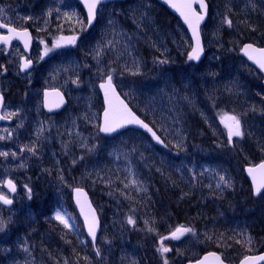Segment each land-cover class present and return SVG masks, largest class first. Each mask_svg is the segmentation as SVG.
Returning a JSON list of instances; mask_svg holds the SVG:
<instances>
[{
    "label": "rangeland",
    "instance_id": "obj_1",
    "mask_svg": "<svg viewBox=\"0 0 264 264\" xmlns=\"http://www.w3.org/2000/svg\"><path fill=\"white\" fill-rule=\"evenodd\" d=\"M208 2L209 18L201 29L205 60L197 65L189 61L185 74L179 69L170 73L164 67L152 64L155 71L150 78H135L133 73L142 72L147 65L145 53L137 50L138 41L153 48L163 59L173 60L188 57L192 44L179 21L167 30L157 24L153 13L157 5L152 0L102 6L95 26L88 32L85 31L84 11L75 0H0V9H3L0 17L14 26L30 28L34 34V46L28 55L34 67L29 71L22 70L21 58L25 53L20 45L0 48V93L11 91L12 95L9 96L11 101L4 105L3 115L13 119L12 124L0 125V152L8 153L7 156L0 155V194L14 201L11 208L0 205V219L6 223L5 230L0 232V264L79 263L74 254L63 253L66 249L82 247L83 243L78 225L73 220L77 219L83 230L81 222L76 212L66 208L68 194L71 195L77 186L88 191L102 220L98 241H101L98 249L102 257L98 264H150L152 261L163 264L167 253L162 255L157 250L161 246L177 253L172 258L167 257L169 263L183 264L179 254L198 255L205 241L202 231L212 226L221 234L229 233V243L223 245L220 240L222 246L232 252L239 251V244L230 242L229 236L234 234V237L246 239V230L255 229L259 217L264 219V195L251 199L249 207L244 210L234 206L239 214L237 218L227 220L216 200L222 199L230 187L221 181L222 175L209 171L200 162L222 158L198 150L183 160L184 152L178 143L183 138L178 139L177 124L169 119L173 116V102L176 104L175 95L179 92L183 99L196 105L202 118L212 122V133L219 142L232 148L233 155L229 153L224 159L228 160L225 161L228 174L234 162L237 168L242 166L244 159L247 163H255L250 151L256 152L260 158L257 162L264 160V117L260 114L264 112L261 108L264 87L258 72L238 54L243 44L241 40L247 36L241 30L244 18L253 11L262 10L261 0ZM226 18L232 21L231 26L224 23ZM73 35L78 37L75 45L53 48L59 37ZM46 47L53 50L44 55ZM108 73L125 99L155 122L161 136L175 147L174 151L167 152L170 155L149 143L137 131L127 139L116 136L109 141L99 134L103 106L98 83ZM15 83L18 86L25 83L26 87L13 89ZM45 87H57L64 92L69 104L63 111L51 115L44 112L42 91ZM13 95L16 96L14 99ZM209 96L215 98L213 102L222 110L214 118L210 116L213 114L211 106L206 103ZM225 113L240 119L244 133L242 137H234L232 144L228 143L227 129L221 123V116ZM131 139L136 156L143 154L146 161L159 163L163 168L167 163L164 175L168 185L177 187L175 182L179 185L181 179L187 183L188 189H193L196 184L192 180L188 182L187 178H194L197 182L195 189L200 193L196 200H201L205 207L211 205V214H201L195 223V218L191 217L193 222H190L186 217H190L191 212L197 217L198 210H188L186 217L180 210L179 217L187 222L186 225L173 213H161L152 217L157 222L166 221L159 233L151 226L157 228L153 220L146 217L133 198L113 194L111 188L104 190L100 184L111 181L113 176V181L133 184L132 187L139 184V179H144L140 177V167L136 171L135 161H130L128 142L132 145ZM247 163H243V168ZM8 180L16 185V193L6 190ZM233 184L242 188L244 183L235 180ZM25 185L31 189L30 199ZM137 191L142 193L144 188L141 186ZM118 200L126 205L121 211L114 206ZM244 201L241 198L240 203ZM58 211L69 219L70 229L55 219ZM120 215H128L125 223ZM168 216L173 219L168 221ZM129 217L135 221L134 225L128 223ZM193 223L202 231L197 232ZM130 225L137 233L131 231ZM180 226L191 228L193 232L186 233L179 240L161 241V237H170ZM143 232L149 235L143 236ZM261 249H264V238L258 240L256 250L251 253L263 251ZM245 255L248 254L236 260ZM81 257L80 262L91 263L89 252Z\"/></svg>",
    "mask_w": 264,
    "mask_h": 264
},
{
    "label": "trees",
    "instance_id": "obj_2",
    "mask_svg": "<svg viewBox=\"0 0 264 264\" xmlns=\"http://www.w3.org/2000/svg\"><path fill=\"white\" fill-rule=\"evenodd\" d=\"M132 1V0H127V2ZM157 6L156 9L153 10L155 19L157 24L163 28L164 30L170 29L172 24L178 21L175 16H173L163 5L159 4L155 0H152ZM262 10L259 9L257 11H253L251 14L246 15L244 18V24L241 28L244 33L247 34L244 38H242V43L245 42H253L256 43L260 46H264V6L261 2ZM137 50H141L145 53V57L147 59V65H145L143 68L144 70L142 72H138L137 74L134 75L135 78H143V77H148L150 78L154 73L155 70H152V64H155L157 67H164L168 72L174 73L175 70H180L182 73H186L185 69L187 67V64H189V60L187 57H179L176 60L173 59H163L153 48H147L145 45H143L141 42H137ZM160 61H167L166 63H160ZM175 68V69H174ZM257 74V73H256ZM257 76L261 78L260 74L258 73ZM26 87V84L24 83V86H18L15 84L13 86V89H18V88H24ZM6 99L7 101L9 100V96L11 95V91L6 92ZM208 95V94H207ZM13 95V99H14ZM18 98L20 96H17ZM175 100H177L176 104L174 103V108H173V116L170 119L171 123H176L177 126L176 131L178 135V139L183 138L182 140H178V143L181 144V148L184 152V155L181 157L183 160L187 155L190 153L196 152V151H204L208 155H220L222 160L216 159L213 162H209L207 160H201V165L206 167L209 171L215 172L217 171V175H222L227 178V180L230 182L231 187L230 190L227 189L225 190L224 196L220 200H216L217 202L220 203L221 205V212L226 214L227 220L228 219H234L237 218V215L239 214L238 208L240 207L241 209L244 210L245 207H249L247 205H250L251 199H256L252 196L251 189L249 186V183L247 182L246 178L244 177V172H243V163H247V160L244 159L245 162H242L241 167H235L236 163L234 162V165H231V172L229 171V174L226 172L225 168V158L228 157L229 153L233 155L232 148H227L226 145L223 143H220L219 140L214 136L212 133L213 129L210 125V123L201 117L200 113L196 110V105L193 102H188L187 100L183 99L181 94L179 92L176 93L175 95ZM11 101V100H9ZM8 101V102H9ZM206 101V100H205ZM214 100L212 99L211 96L208 97L206 103L208 106H211V109L213 110V114L210 115L211 118L216 117L217 113H221L222 110L218 109L216 106ZM264 110V105L261 106ZM136 112H138L139 115H141L160 135L161 132L159 131L157 125L155 122H152L149 120L147 117L142 115L137 109H135ZM264 117V112L260 113ZM142 134L143 136L146 137L149 143L152 144V141L143 133L137 132ZM135 134V131L133 130H126L121 132L118 136H121L123 139H127L129 137H132ZM116 137V136H115ZM113 137V138H115ZM111 140V138H109ZM109 139H107L109 141ZM167 144V148L164 149L166 154L170 155L169 152L171 149L172 151L175 150V147H172L170 142L166 140L165 137H163ZM261 143L263 140H260ZM132 142V139H131ZM168 142V143H167ZM254 143L257 145V141L254 140ZM128 148H129V155L131 157L130 161H135L136 165L134 164V167L136 168V171L138 170V167L141 169L142 175L140 176L142 179H139V184L132 187L133 184H122L120 180L118 181H113L115 179V176L110 177L112 179L111 181L104 182L100 184L101 187H103L104 190L108 191V188H111L113 194H121L124 197L127 198H133V201L140 207V210L143 211L146 214V217L150 218L152 221V217H157L161 213H173L175 214L178 219L181 221V217L178 214L180 210H182V215L183 217L188 216V210L190 211H195L198 210L197 212V217H193V213H190V222H193L191 220L192 218H195V223L202 217L201 214H211L212 212V207L211 205H208V207L203 206V203L201 200H196L199 198V194L197 193L198 191L195 189L197 186V182L194 178L190 177L187 178V181L189 182L192 180L196 186L193 189H188L187 183H185L183 180L178 181L179 185L176 184L173 187L168 185L166 176L164 175V172L166 170L167 163L165 164V168H163L159 163H153L151 164L150 161H146L145 155L141 156H136V150L130 142H128ZM175 146V145H174ZM171 147V148H170ZM192 149V150H191ZM131 150V151H130ZM251 152V159L254 162H257L260 158L257 157L256 152ZM239 156V155H238ZM240 157V156H239ZM168 158V157H167ZM179 158V157H177ZM105 164L107 161H104ZM161 163H163L161 161ZM169 163V162H168ZM138 165V166H137ZM107 169V168H106ZM107 172H110V170L107 169ZM233 174V175H232ZM229 178V179H228ZM173 179V178H172ZM235 180H240V183L243 184L242 188H236V186L233 184ZM186 184V185H185ZM144 188V191L140 193L137 191L140 187ZM236 188V189H234ZM181 193V194H180ZM181 196V197H180ZM241 198H244L245 201L243 203H240ZM196 202H194L195 200ZM224 200V203L222 202ZM194 200V201H193ZM125 204L118 200L114 202V206H118L117 208L119 211H121L122 207ZM191 205V206H188ZM126 206V205H125ZM234 206H237L234 208ZM66 208L70 209V211L75 212L74 207L71 203V199L68 196V203ZM204 208V209H203ZM163 214V215H164ZM175 215L173 218H175ZM128 215H120L122 223H125L127 220ZM172 216H168L169 219L168 221L173 219ZM73 220V218H72ZM154 221L153 223L157 226H153L151 224L152 228H155V230L161 232V228L165 225L164 221ZM167 221V222H168ZM183 224L187 225L186 221H181ZM259 224H255V229L249 228L247 231V236L246 239H240L239 236L234 237V234H231L229 236V241L230 242H235L236 244H239L240 249L239 251H234L232 252L231 249L225 248L220 244V240H223V245L225 242L229 243L227 241V236L229 233H226V235L219 233L218 231H215V226H212L211 229L202 231L198 225L193 223L192 225H195L198 230L202 234L201 236L205 238V241L203 243V246L199 248V253H202L207 250H216L228 260V261H235L237 258L241 257L243 254L251 253L254 252L257 248V243L259 239L264 238V219L262 217L258 218ZM263 222V223H262ZM73 223H76L79 228V233L81 236V239L83 241L82 247H74L72 250L69 249V251L64 250L63 253L65 252L66 255H71L74 254L75 259L79 262L78 264H98L101 260H98L93 247L91 243L86 239L83 230L80 229V224L78 223L77 219L73 220ZM212 223V222H211ZM250 225V224H249ZM103 226V225H102ZM131 231L133 230L134 233H137L136 230L130 225ZM127 229V227H126ZM127 234L129 232V229L126 231ZM157 233V232H156ZM149 234L143 232V236H147ZM32 240H35V238H32ZM37 240V239H36ZM242 240L241 243H239ZM250 241V242H249ZM99 245H101V241L98 242ZM232 244V243H231ZM264 250V249H261ZM89 252L91 254V263L86 262L82 263L80 260L82 259L81 255L84 253ZM198 253V255H199ZM175 254L173 251L167 253V257H174ZM198 255H189L185 254L183 252L182 254H179V257H182V262L187 261L188 259H194ZM166 257V258H167ZM144 258V257H143ZM150 264H161L160 262H150ZM169 264H175V263H169Z\"/></svg>",
    "mask_w": 264,
    "mask_h": 264
},
{
    "label": "snow or ice",
    "instance_id": "obj_3",
    "mask_svg": "<svg viewBox=\"0 0 264 264\" xmlns=\"http://www.w3.org/2000/svg\"><path fill=\"white\" fill-rule=\"evenodd\" d=\"M84 7L87 9V26L90 27L96 19L97 11L99 6L104 2V0H82ZM195 4L199 5L200 11L197 12L196 8L193 6ZM171 7H173L180 16L184 19L185 23L188 25V28L191 30L192 39L194 44L191 45V51L187 53L189 60H199L203 53V46L200 39V24L205 19L207 15L208 5L205 0H175L171 2ZM3 12V9H0V13ZM51 14V10H49ZM67 16L68 14L65 13ZM83 24V21H78ZM224 23L228 26H231L232 21L230 19H225ZM0 28L8 29L9 35H0V43L9 44L13 38H18L24 41L25 48L28 47L30 43V33L27 29L23 31H18L16 28H9L8 24H0ZM77 36L73 35L70 37L61 36L53 44V48H60L67 45H75L77 42ZM52 48H45L44 55H47ZM242 51L248 55L250 60H253L261 70H264V47L257 48L253 44L244 45ZM167 61H160V63H166ZM31 60H26L23 64V68L27 69L31 65ZM136 74V73H133ZM113 77L111 73L107 74V79L104 83L100 84V88L104 90L105 97V108L102 116V124L99 126V131L105 134L116 133L121 129L126 128L127 126L136 125L147 132L151 133L152 137L158 142L163 143L160 140V137L156 135L151 127L148 124L144 123L143 120L137 116L131 108L122 100L116 92V88L112 83ZM3 97L0 96V103H2ZM64 103V99L61 93L58 91L53 92H44V105L50 110L52 108H59ZM221 123L224 124L227 129V139L228 143L232 144L234 137H242L244 135L242 131V125L240 119L235 115H229L225 113L221 116ZM29 151H35V149H28ZM0 155L7 156L8 153L0 152ZM248 173L252 177L253 182V192L255 195H264V162L260 163L256 167H249L247 169ZM221 181L228 187H231L230 182L225 179V177H220ZM7 187L10 192H16V185L11 181H7ZM28 193V198H31V189L27 185L24 186ZM76 202L80 207L81 214L84 217V224L87 228L89 236L92 238L93 243L96 239L97 229L99 227V221L96 216L95 209L92 208L91 202L87 200V194L82 188H76ZM0 201L5 205H11L13 201L8 199L7 196L0 195ZM55 219L64 225L65 228H71L72 225L61 212L55 213ZM129 224H135V221L129 217ZM6 228V223L3 219H0V232H3ZM152 231V229H149ZM193 232V229L186 228L183 226L177 227L170 237H161L163 242L166 239L179 240L186 233ZM250 242V241H249ZM162 255L171 251L168 247L161 246L157 249ZM99 254V250H97ZM209 258H212L211 260ZM257 261H264V255L245 257L241 264H256ZM163 264H169L167 258L163 259ZM196 264H224L223 260L216 253H209L208 256H205L202 260H197Z\"/></svg>",
    "mask_w": 264,
    "mask_h": 264
},
{
    "label": "water",
    "instance_id": "obj_4",
    "mask_svg": "<svg viewBox=\"0 0 264 264\" xmlns=\"http://www.w3.org/2000/svg\"><path fill=\"white\" fill-rule=\"evenodd\" d=\"M77 1L80 3V5L82 6V8L84 9V11H85V13H86V15H87V9L84 7V4H83L82 0H77ZM113 1H125V0H104V2H103L101 5L108 4V3L113 2ZM157 1L160 2L161 4H163V5H164V6H165V7H166V8H167V9H168L173 15H175V16L181 21L182 25H183V26L187 29V31H188L189 36H190L191 41H192V45H193V44H194V41H193V39H192V33H191V30L188 28V25L185 23L184 19L180 16V14H179V13H178L173 7H171V2H175V0H157ZM262 1L264 2V0H262ZM205 2L207 3L206 0H205ZM101 5H100V6H101ZM207 5H208V3H207ZM100 6H99V7H100ZM193 6L196 8V11H197V12L200 11V8H199V5H198V4H195V3H194ZM98 9H99V8H98ZM198 9H199V10H198ZM97 12H98V11H97ZM208 15H209V6H208V8H207V15H206L205 19H204V20L201 22V24H200V39H201V43H202V46H203V53H202L201 58H200L199 60H191V61H192L193 63H195V64H199V63H200L201 61H203L204 58L206 57V51H205L204 42H203V38H202V34H201V28H202V26L206 23V21H207V19H208ZM96 18H97V16H96ZM95 21H96V19H95ZM95 21L93 22V24H92L90 27L87 26V29L91 28V27L94 25ZM0 24H5V23H3V22L1 21V19H0ZM8 26H9V28H15V27L10 26V25H8ZM16 29H17V28H16ZM0 30H4V31H6V32H7L6 35H9L8 29H6V28H0ZM17 30H18V31H23L24 29H23V30H21V29H17ZM27 30H28V32L30 33V37H31V39H30V43H29V45H28L27 48H25V46H24V41L21 40V39H18V38H13V39L11 40V42H10L9 44H6V45H10L12 42H14V41H18V42H20V43L23 45L24 50H25L27 53H29L30 50H31V47H32L33 39H32L31 31H30L29 29H27ZM246 44H253V43H249V42H248V43L243 44L242 47H241V49H240V51H239V55L242 56V57H244V58L247 60V62H248L250 65H252L254 68H256L257 71L263 76L262 84L264 85V70H261V69L259 68V66H258L253 60H250L249 57H248V55H246L245 52L242 51L244 45H246ZM0 45H3V43H0ZM253 45H254L255 47H257V48H262V47H264V46H257V45H255V44H253ZM190 51H191V50H190ZM24 62H25V61H24ZM23 64H24V63H23ZM31 67H32V63H31V65H30L27 69H25V68H23V69H24V70H28V69H30ZM106 79H107V77H106L103 81H101V82L98 84V87H99V90H100V93H101V97H102V101H103V106H104V108H105V106H106V104H105V97H104V90L100 88V84H101V83H104V82L106 81ZM112 83H113V85L115 86V88H116V92H117V94H119L120 98H121L122 100H124V102L128 105L129 108H131V106L128 104V102L122 97V95H121L120 92L118 91V89H117L116 85L114 84L113 80H112ZM45 91H48V92L58 91L59 93L62 94L63 99H64V103H63L59 108H52L51 110H50L48 107H45V105H44V92H45ZM66 105H67L66 98H65L63 92H62L60 89H58V88H54V89H44V90H43V108H44V111H45L46 113H48V114H52V113L59 112V111H61ZM2 108H3V101H2V103H0V124H1V123H11V119H8V118H6V117L3 116V114H2ZM104 108H103V111H104ZM131 109H132V108H131ZM103 111H102V113H101V121H100V125L102 124ZM132 111L135 113V111H134L133 109H132ZM135 114H136V113H135ZM136 115L139 116L138 114H136ZM139 117H140V116H139ZM140 119L143 120L141 117H140ZM143 121H144V123L148 124L145 120H143ZM148 125H149V127H151V128L153 129V131L156 133V135L160 137V140L163 141V143L158 142L156 139H154V138L152 137L151 133L147 132L145 129H143V128L139 127V126H136V125L127 126L126 128L121 129V130H119L118 132H116V133H112V134H105V133H102V132H100V133H101L103 136L109 137V136H112V135H114V134H117V133H119V132H121L122 130H125V129H127V128H132V129H136V130L143 131L147 136H149V137L151 138V140L153 141V143H154L156 146H158V147H162V148H166L167 146H166V143H165V141L163 140V138H162V137H161V136H160V135L154 130V128H153L150 124H148ZM262 162H264V160L261 161V162H259V163H257V164H253V165L251 164V165H247V166L245 167V176L247 177V179L249 180V182H250V184H251L252 191H253L252 177H251L250 174L248 173L247 169H248L249 167H256V166H258V165H259L260 163H262ZM6 188L8 189V187H7V183H6ZM76 188H82V187H76ZM76 188H74L73 191H72V201H73V204H74V206H75V208H76V210H77V212H78V214H79V217H80V219H81V221H82V223H83V226H84V228H85V233H86V235L88 236V238L90 239V241L92 242V244H93V246L95 247V250H96V244H97L98 236H99V234H100V230H101V228H100V219H99V216H98V212H97L96 208L94 207V205H93V203H92V201H91V198H90L89 193L87 192L86 189L82 188V189L84 190V192L87 194V200L91 202V206H92V208L95 209L96 216H97L98 221H99V227H98V229H97L96 239H95V242L93 243L92 238L89 236L88 231H87V228H86V226H85V224H84V217H83V215L81 214L80 207H79V205H78L77 202H76V193H75V189H76ZM8 190H9V189H8ZM253 195H254V197H258V195H255L254 192H253ZM11 200H12V199H11ZM12 201H13V200H12ZM0 203L3 204L2 201H0ZM12 204H13V203H12ZM12 204H11V205H5V204H3V205H5V206H7V207H10V206H12ZM209 253H213V252H207V253H204V254H203L198 260H202L205 256H208ZM214 253H216L218 256H220L221 259L223 260L222 256H221L219 253H217V252H214ZM260 255H264V252H261V253L255 254V255H248L247 257L260 256ZM244 258H245V257H244ZM244 258H243V259H244ZM209 259L211 260L212 258H209ZM243 259H242V260H243ZM242 260H241V261H242ZM196 261H197V260H196ZM196 261L187 262L186 264H196ZM241 261H240L239 263H237V264H241ZM223 262H224V264H232V263H228V262H226V261H224V260H223ZM256 264H264V261H257Z\"/></svg>",
    "mask_w": 264,
    "mask_h": 264
},
{
    "label": "bare ground",
    "instance_id": "obj_5",
    "mask_svg": "<svg viewBox=\"0 0 264 264\" xmlns=\"http://www.w3.org/2000/svg\"><path fill=\"white\" fill-rule=\"evenodd\" d=\"M76 188V187H75Z\"/></svg>",
    "mask_w": 264,
    "mask_h": 264
}]
</instances>
